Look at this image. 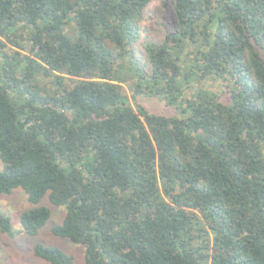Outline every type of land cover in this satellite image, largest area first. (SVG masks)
<instances>
[{"label":"trees","instance_id":"trees-1","mask_svg":"<svg viewBox=\"0 0 264 264\" xmlns=\"http://www.w3.org/2000/svg\"><path fill=\"white\" fill-rule=\"evenodd\" d=\"M153 1L0 0V194L65 208L85 264H264V0H172L161 41Z\"/></svg>","mask_w":264,"mask_h":264},{"label":"rangeland","instance_id":"rangeland-1","mask_svg":"<svg viewBox=\"0 0 264 264\" xmlns=\"http://www.w3.org/2000/svg\"><path fill=\"white\" fill-rule=\"evenodd\" d=\"M144 26L146 35L158 41L164 39L167 31L173 32L178 26L173 1L154 0L146 10ZM213 88L219 93L223 91L220 85H215ZM130 100L135 108L142 105L157 114L177 115L174 108L167 107L155 98L139 97L135 100L130 96ZM36 207H49L52 217L38 235L31 236L23 230L21 215ZM0 211L11 218L14 229V235L5 234L0 229V264H50L36 256L35 247L37 244L58 247L74 257V264H85L86 254L83 246L74 244L66 238L58 237L52 232L55 225L63 222L66 210L52 205L48 197L42 199L38 205H34L29 202L26 193L18 188L10 195L0 194Z\"/></svg>","mask_w":264,"mask_h":264}]
</instances>
